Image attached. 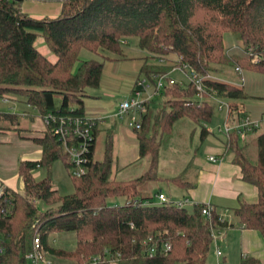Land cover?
<instances>
[{
    "label": "trees",
    "instance_id": "trees-1",
    "mask_svg": "<svg viewBox=\"0 0 264 264\" xmlns=\"http://www.w3.org/2000/svg\"><path fill=\"white\" fill-rule=\"evenodd\" d=\"M23 1L0 0V95L14 94L40 116L48 112L85 115L86 88L99 86L105 62L81 59V50L107 51L121 56L104 55L106 59H122V42L131 37L138 38L139 46L150 56L169 62L149 64L146 56L141 73L151 81L186 64L203 77L204 90L200 93L191 81L167 85L164 105L153 125L147 104L142 127L134 130L140 157L148 159V167L137 177L113 175L111 140L105 158L94 157L95 130L87 153L88 170L80 177L73 176L74 191L69 194H62L52 181L54 161L62 158L71 165L68 154L52 128L45 125L43 134L33 137L42 147L41 158L19 160L18 174L25 193L9 185L11 211L7 215L1 211L6 202H0V243L4 246L0 263L28 264L25 255L34 236L39 235L47 253L66 260L63 264H209L213 229L233 224L215 209L212 219L207 218L202 212L204 203L188 208L172 199L159 201L155 195H144L143 189L148 181L161 178L160 138L173 131L177 120H210V96L229 99L237 110L238 102L249 97L244 85L232 81L227 70L242 64L264 71V0H41L61 2L58 14L41 16L24 11ZM39 35L45 38L53 58L36 46ZM229 35L241 47H251L252 55L230 52L226 44ZM56 95L62 98L59 106ZM19 116L0 114L12 122ZM208 131L203 126L202 135ZM256 132L259 130L249 133ZM249 137L242 140L233 129L226 138L243 179L258 188V200L241 198L233 213L246 228L258 230L264 238V128L257 135L256 160L249 152ZM39 167L48 172L42 179L35 174ZM170 179L181 185L185 182L183 174ZM116 197L124 201L109 203ZM62 232L75 233L73 249L51 243V236ZM241 264L263 263L247 256Z\"/></svg>",
    "mask_w": 264,
    "mask_h": 264
},
{
    "label": "rangeland",
    "instance_id": "rangeland-1",
    "mask_svg": "<svg viewBox=\"0 0 264 264\" xmlns=\"http://www.w3.org/2000/svg\"><path fill=\"white\" fill-rule=\"evenodd\" d=\"M38 1L34 0L33 2ZM40 1V0H39ZM45 2V1H44ZM53 2V1H50ZM55 2V1H54ZM60 2V1H59ZM226 44L228 47H232L233 44H238L232 37L229 35L226 38ZM36 46L46 53L50 58L54 57V54L47 48V44L45 38L42 35H39L36 39ZM122 47L124 50V58L117 61L118 63H113L107 66L106 71H104L103 76L105 79L113 76V72L116 73V78L118 79V88L119 91L111 92L109 91L108 86L100 85L98 87H87L85 96L86 101L89 103H93L95 101H110V102H118L123 96V89L125 88L124 79L129 78L134 73L135 77L146 78L147 81V90L142 91V95L139 98H144L145 93L151 96L149 100V109L151 111L152 117V125L154 122V118L159 109H161L164 105V88L157 92L155 83L150 80L146 74H140V66L144 60H146V56H149L148 63L149 64H157V63H169L167 61H161L157 57L150 56V53L147 50L142 49L138 44V38L131 37L128 38L127 41L122 42ZM238 50V51H236ZM230 52H237L239 55H245L239 49L229 50ZM233 52V53H234ZM104 55L108 56H121L114 55L107 51H100V53H96L94 51L88 49H82L80 52L81 59H96L98 61H104L105 63L110 62V60L106 59ZM115 62V61H112ZM135 62H138L136 65ZM240 65L236 64L235 66ZM243 68V74H239L235 72L234 67L228 68L229 78L236 82L239 79V76H245L244 88L247 91L249 97L246 98L243 102L239 101L240 109H233L232 115L228 119V124L233 127L238 125L242 120V116L245 114L246 116H252L253 118L260 117V115L264 116V71H258L253 66H249L250 68ZM178 66L170 68L167 73L179 83L189 82L188 78L182 72ZM115 69V71H113ZM113 71V72H112ZM190 72V70H188ZM133 75V76H134ZM156 82V79H155ZM167 86V85H166ZM113 94V95H112ZM134 94V91H133ZM8 96L12 97L10 102L0 103V110L3 112L9 113H17L23 117H27L24 122H22L21 126H17L12 121L7 122L8 125L6 128H0V176H14L16 178V188L24 194L23 181L22 178L18 174V166L19 160L23 159L24 153L29 151V147H32V143H28L23 140L25 136L38 135V133L34 132L35 125L41 124V120L36 117V121L31 120L29 117L30 112L33 115H37L38 111L23 102H20L19 99L14 95ZM134 96V95H133ZM211 98L209 101L212 104V117L208 121H202L197 123L193 121L189 117H182L176 121L173 131L164 135L161 140V146L159 151V174L167 175L173 173L175 176L178 174L190 173V159L194 153V151L198 150L199 154L202 153L205 149V144H201V133L203 126L210 130L209 133L213 137H224V133L220 130V127H224L227 119L228 111L226 108H220V102H230L229 99L225 97H215ZM62 102V98L60 95H56L55 103L59 106ZM246 109L244 110V106ZM25 113V114H23ZM8 118L5 120V122ZM126 124L128 120H125ZM35 123L32 124V123ZM26 126H25V124ZM29 124V125H28ZM3 124H0V127ZM23 129H20V128ZM129 128V127H128ZM262 129L259 130L262 131ZM153 131V129L151 130ZM259 132L248 135V141L250 144L249 152L252 159H257V135ZM158 138L160 137V132L157 134ZM226 138V137H225ZM110 140V139H109ZM108 144V136L106 132L100 131L97 136L96 150L94 157L99 160H103L105 158V151ZM148 159L142 161L143 164L147 163ZM142 163H139L142 165ZM148 167V164H147ZM71 165H68L66 161L62 158H58L54 161L52 165V181L54 185L59 189L62 194H69L74 191L73 184V175L70 171ZM141 167L136 168L137 170ZM135 170V168H133ZM47 170L44 167H39L35 170V174L38 179H42L47 175ZM138 172L137 174H139ZM160 187H163L164 191L167 193V196L170 199H174V201L183 200V196L179 193L181 192V186L174 183V181H170L166 178L162 179H152L148 181L144 185L143 193L144 195H154L156 191L159 190ZM171 189V190H170ZM173 189V190H172ZM180 197V198H178ZM32 202L37 203V201H33V198H30ZM124 201L123 197H116L109 199V203H122ZM39 206L44 208V205L40 202ZM187 207L190 208L191 205L187 204ZM223 229H219L216 232H221ZM218 235V234H217ZM51 243L59 248L64 249H73L76 245V236L74 232H62L55 233L51 236ZM51 258L58 262L59 264L66 263L67 261L64 259L56 258L51 256ZM216 264V263H215Z\"/></svg>",
    "mask_w": 264,
    "mask_h": 264
},
{
    "label": "crops",
    "instance_id": "crops-1",
    "mask_svg": "<svg viewBox=\"0 0 264 264\" xmlns=\"http://www.w3.org/2000/svg\"><path fill=\"white\" fill-rule=\"evenodd\" d=\"M33 1L34 0H24L22 6L23 10L37 16L56 15L60 12L61 2L59 1ZM117 61H120V59L110 60L108 63L106 62L104 71H106L108 65L118 63ZM135 63L138 65V62ZM142 65L143 62L140 66V74ZM113 71H115V69ZM103 74L99 86L106 85L110 87L108 89L111 92L119 91L120 88L117 86L119 83L116 78L117 74L113 72V76L110 78L107 77L106 79ZM133 75L134 73L129 78L124 79L123 85L125 84V88L122 90L123 96L118 102H101L100 100V102L95 101L89 103L84 97L85 115L100 118L96 127L97 136L100 131H104L108 136V140L110 139L112 142L113 175L120 179H131L141 175L147 169L148 164V160L147 163H142V161L147 158L140 157L137 133L128 123L126 124L125 120H128V117L124 116L120 118L116 115L119 103L125 98L133 97V95L135 96V93L133 94L134 84L139 77ZM140 78H142L141 75ZM148 96L149 93H145L144 99ZM29 114L31 120L36 121L37 117L41 120V124L36 126L34 122L32 123L35 125L34 132L38 133V135L25 136L23 138L24 141L32 143V147H29V151L24 153L23 159L37 160L41 158L42 147L33 141V137L43 134V130L46 126L39 114L33 115L31 112ZM25 119L27 120V117L19 116L18 120H13V123L17 126H21ZM5 120L4 118H0V124H3L1 128L7 127V122H10V119L6 122ZM209 132L210 130L204 136L201 133V144H205V149L200 154L198 150L194 151L190 159L192 171L184 175V184L174 183L181 186V192L179 194L183 196V198H189L190 200L200 203H211L223 218L233 224L217 233L218 235L216 240L213 241L208 257L209 264H241L242 259L247 256L256 257L264 264L263 236L258 230L246 228L233 213V209L239 206L241 198L248 202H256L258 200V188L243 179L240 166L234 162V153L227 149L226 136L213 137ZM250 134L251 133L248 135ZM209 155H216L220 160L216 162L211 161L209 160ZM139 163H142V165ZM138 167L141 168L137 170L136 168ZM133 168H135V170H133ZM138 172L140 173L137 174ZM159 175L161 177L159 179L166 178L170 181H172L170 178L175 176L173 173ZM2 178L5 179L10 186L17 187L15 185L16 178H14V176H4ZM159 192L167 196L163 187H160L159 190L154 193L156 198ZM216 247L220 248L222 251L220 258L216 255Z\"/></svg>",
    "mask_w": 264,
    "mask_h": 264
},
{
    "label": "built area",
    "instance_id": "built-area-1",
    "mask_svg": "<svg viewBox=\"0 0 264 264\" xmlns=\"http://www.w3.org/2000/svg\"><path fill=\"white\" fill-rule=\"evenodd\" d=\"M239 49L245 55H252V48L247 47L243 48L239 44H233L232 47H229V50ZM256 59V58H255ZM182 72L186 75L189 81L193 82L197 90L202 93L204 90L203 77L199 76L194 70H192L186 64L178 66ZM235 72L243 74V68L240 65L234 67ZM190 70V72H188ZM176 80L172 78L169 73H161L156 77L155 87L157 92L161 91L166 85L174 84ZM238 85H244L245 76H239V80L235 82ZM147 90V81L146 78H139L134 84V93L135 96L130 98H125L119 103L118 111L116 115L120 118L127 116L128 124L133 129H140L143 124V118L147 111V102L151 99L149 95L146 99L139 98L142 95L143 90ZM218 97L214 96L213 98ZM12 97L7 94L0 95V103L10 102ZM220 108H226L228 111L227 119L224 127H220V130L225 134L226 138L229 137L230 132L233 129H236L240 134L242 140L246 139L249 132L253 130H260L264 128V116L253 118L252 116H242V120L238 125L231 127L228 124V119L232 115L233 108L229 102H220ZM3 111L0 110V114ZM25 114V113H23ZM1 118V117H0ZM43 122L46 126L52 128L53 132L57 135L58 139L62 142L65 152L68 154L69 161L71 163V174L75 177H80L84 175L87 168V153L90 148V144L94 139V132L98 125L100 118L88 116V115H73V114H61L55 112H48L41 116ZM209 160L219 161L220 158L216 155H209ZM9 184L0 176V202H6V205L2 206V213L7 215L11 211L9 203L11 202L9 197ZM159 201H166L169 198L164 193L157 194ZM36 201V200H33ZM178 205L187 206V204H198L200 202L190 200L189 198H184L181 201H175ZM214 206L211 203H204L202 207L203 214L212 219ZM222 219V218H220ZM217 230L214 228L212 235L213 240H216ZM166 247H170V244L167 243ZM154 248H151V253H154ZM216 255L218 258L221 257L222 251L220 248L216 247ZM4 252V246L0 243V254ZM28 264H54V260L45 250L41 237L39 235L34 236L32 241V246L25 255ZM94 260H99V257H95ZM1 264V263H0ZM219 264V263H217Z\"/></svg>",
    "mask_w": 264,
    "mask_h": 264
}]
</instances>
